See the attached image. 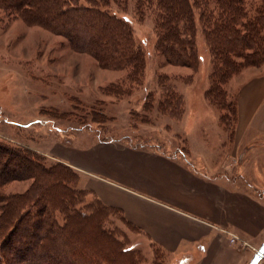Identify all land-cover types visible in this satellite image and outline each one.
Returning a JSON list of instances; mask_svg holds the SVG:
<instances>
[{
    "label": "trees",
    "instance_id": "trees-1",
    "mask_svg": "<svg viewBox=\"0 0 264 264\" xmlns=\"http://www.w3.org/2000/svg\"><path fill=\"white\" fill-rule=\"evenodd\" d=\"M130 1L135 15L153 22L156 51L167 65L195 70L197 39L203 37L211 61L205 98L218 110L221 125L230 127L232 142L238 97L227 85L244 70L264 65V0L252 5L246 0H0V13L63 37L102 69L125 72L123 82L103 87L104 95L119 100L131 94L146 68L132 28L113 11H127ZM159 82L167 95L158 109L179 121L182 97ZM180 159L196 171L186 155ZM79 180L72 167L0 139V264H139L136 246L115 221L147 236L121 210L80 189ZM13 183L28 187L5 192ZM253 189L262 200L263 192ZM151 244L160 261L164 253Z\"/></svg>",
    "mask_w": 264,
    "mask_h": 264
},
{
    "label": "rangeland",
    "instance_id": "rangeland-1",
    "mask_svg": "<svg viewBox=\"0 0 264 264\" xmlns=\"http://www.w3.org/2000/svg\"><path fill=\"white\" fill-rule=\"evenodd\" d=\"M246 1L252 5L259 0ZM133 6L130 1L127 11L120 12L117 8L113 11L132 28L134 42L145 56L146 68L140 83L131 85V94L119 100L104 95L103 87L123 82L125 72L102 69L89 55L73 51L63 37L38 26H28L21 20L8 21L0 13L1 140L28 147L49 156L50 162H54L57 147L63 151L72 137L90 135L101 145L122 142L133 150H161L170 155L177 154L174 156L177 158L186 155L189 165L200 166L188 157L186 142L192 141L189 135L198 125L204 127V137L212 143L220 140L221 135L218 130L220 114L205 98L211 70L209 51L200 35L197 39L199 63L195 70L167 65L156 51L153 22L149 18L141 20L135 15ZM158 75L163 76L162 79ZM261 79H264V65L246 69L230 81L228 92L237 98L249 84L254 86ZM159 80L170 84L182 97L186 113L183 121L184 114L177 122L170 113L158 109L159 101L167 95ZM149 105L152 107L148 109ZM101 112L104 117H100ZM172 122L175 124L171 125ZM225 130L230 134V127ZM192 143L197 145L195 140ZM223 147L227 150L226 155L234 154L231 144ZM193 151L198 149L193 148ZM225 171L219 170L221 173L211 176L212 179L233 182L237 177L239 180L243 177L239 172ZM202 172L207 175L205 170ZM243 183L252 193L253 188L264 190V186ZM27 187L28 183H13L5 188V192H22ZM115 224L126 233L129 243L136 246L139 264H186L183 258L171 262L152 242L164 253L159 261L148 237L131 232L119 222L115 221ZM259 264H264V256Z\"/></svg>",
    "mask_w": 264,
    "mask_h": 264
},
{
    "label": "crops",
    "instance_id": "crops-1",
    "mask_svg": "<svg viewBox=\"0 0 264 264\" xmlns=\"http://www.w3.org/2000/svg\"><path fill=\"white\" fill-rule=\"evenodd\" d=\"M238 97L230 143L234 154L226 155L223 149L230 140L220 122V140L213 143L198 125L189 135L197 145L186 142L188 157L200 164L196 171L167 153L133 150L122 142L101 145L90 135L72 137L63 151L56 148L53 159L75 169L80 189L121 210L171 262L183 258L186 264H248L264 242V199L256 198L243 183L264 186V79L249 84ZM222 169L243 177L233 182L212 179ZM226 232L248 246H232Z\"/></svg>",
    "mask_w": 264,
    "mask_h": 264
},
{
    "label": "water",
    "instance_id": "water-1",
    "mask_svg": "<svg viewBox=\"0 0 264 264\" xmlns=\"http://www.w3.org/2000/svg\"><path fill=\"white\" fill-rule=\"evenodd\" d=\"M263 256H264V242L257 249L256 253L252 256L248 264H259Z\"/></svg>",
    "mask_w": 264,
    "mask_h": 264
},
{
    "label": "built area",
    "instance_id": "built-area-1",
    "mask_svg": "<svg viewBox=\"0 0 264 264\" xmlns=\"http://www.w3.org/2000/svg\"><path fill=\"white\" fill-rule=\"evenodd\" d=\"M228 235H229V237H230V244L232 245V246H236V245H239V246H241V247H247L248 246V244L247 243H245V242H241V240H240V238L236 235V234H234V233H231V232H226ZM257 251V250H256Z\"/></svg>",
    "mask_w": 264,
    "mask_h": 264
}]
</instances>
